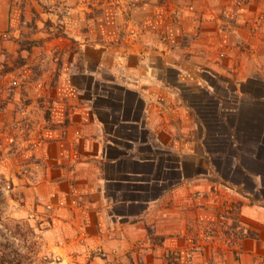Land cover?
Here are the masks:
<instances>
[{
	"label": "crops",
	"instance_id": "0c3cea01",
	"mask_svg": "<svg viewBox=\"0 0 264 264\" xmlns=\"http://www.w3.org/2000/svg\"><path fill=\"white\" fill-rule=\"evenodd\" d=\"M233 1L201 0L207 19L166 29L160 55L88 52L76 73L66 64L58 83L70 100L54 87L43 106L52 124L42 135L56 141L61 162L47 189L61 191L65 181L55 177L74 172L87 238L129 255L122 264H264V38L237 26L264 0H249L239 10L247 16H236ZM18 10L0 0V34L14 27ZM218 11L236 21L232 30L210 31ZM191 30L196 36L181 45ZM220 46L229 47L224 60ZM76 75L100 78L79 118L72 99L86 89ZM33 105L43 109L35 102L27 110Z\"/></svg>",
	"mask_w": 264,
	"mask_h": 264
},
{
	"label": "rangeland",
	"instance_id": "374dc122",
	"mask_svg": "<svg viewBox=\"0 0 264 264\" xmlns=\"http://www.w3.org/2000/svg\"><path fill=\"white\" fill-rule=\"evenodd\" d=\"M14 1L19 8L14 27L0 34V249L22 257L36 252L39 258L32 264L45 263V257V264L131 262L129 255L107 253L100 240L87 238L83 198L74 193L78 183L74 172L55 177L65 181L61 191L47 189L61 162L57 161V148L52 151L56 141L42 135L52 124L51 111L43 106L46 103L47 107L54 87L59 97L70 100L66 91H60L67 85L58 83L66 64L73 63L76 73L84 68L88 52L98 56L108 51L117 58L136 55L142 60L160 55L166 51V29L179 32L185 20L191 18L201 24L208 12L199 4L201 0ZM247 4L249 0L229 3L236 16L248 15L239 11ZM213 15L208 24L210 31L232 30L234 25L229 22L236 23L225 11ZM237 26L252 38H264V9ZM195 36L188 31L181 45ZM238 48L245 50L244 46ZM228 49L220 46L217 59L224 60ZM158 65L162 67L160 61ZM90 69L97 71L96 65ZM99 79L76 75V85L86 89H75L72 101L78 108L73 111L78 113L76 118L96 97L94 85L100 84ZM35 102L43 109L33 105L27 110L26 106ZM69 110L65 112L69 114ZM62 161L66 168H75L70 159Z\"/></svg>",
	"mask_w": 264,
	"mask_h": 264
},
{
	"label": "trees",
	"instance_id": "16d2710c",
	"mask_svg": "<svg viewBox=\"0 0 264 264\" xmlns=\"http://www.w3.org/2000/svg\"><path fill=\"white\" fill-rule=\"evenodd\" d=\"M37 256L38 254L35 252L22 257L14 251L5 252L0 249V264H32L34 262V259L38 260L39 257ZM40 261H42V259ZM43 261L46 263L48 259L45 257ZM41 263L45 264L43 262Z\"/></svg>",
	"mask_w": 264,
	"mask_h": 264
}]
</instances>
